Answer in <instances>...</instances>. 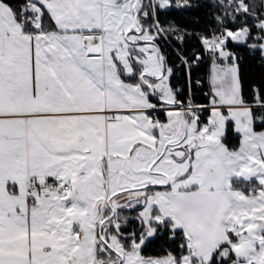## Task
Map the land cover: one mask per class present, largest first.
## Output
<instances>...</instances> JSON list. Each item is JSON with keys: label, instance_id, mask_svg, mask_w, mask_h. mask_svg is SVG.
Here are the masks:
<instances>
[{"label": "snow or ice", "instance_id": "6c2138e0", "mask_svg": "<svg viewBox=\"0 0 264 264\" xmlns=\"http://www.w3.org/2000/svg\"><path fill=\"white\" fill-rule=\"evenodd\" d=\"M0 264H264V0H0Z\"/></svg>", "mask_w": 264, "mask_h": 264}]
</instances>
